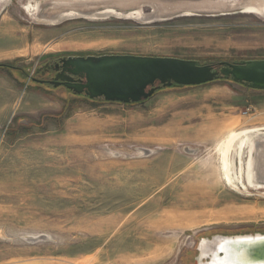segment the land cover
I'll return each mask as SVG.
<instances>
[{
  "label": "rangeland",
  "instance_id": "1",
  "mask_svg": "<svg viewBox=\"0 0 264 264\" xmlns=\"http://www.w3.org/2000/svg\"><path fill=\"white\" fill-rule=\"evenodd\" d=\"M225 1L0 0V264H196L202 239L264 231V176L233 188L223 157L264 128V90L215 79L119 104L39 81L68 56L263 60L264 0Z\"/></svg>",
  "mask_w": 264,
  "mask_h": 264
},
{
  "label": "water",
  "instance_id": "2",
  "mask_svg": "<svg viewBox=\"0 0 264 264\" xmlns=\"http://www.w3.org/2000/svg\"><path fill=\"white\" fill-rule=\"evenodd\" d=\"M219 65L218 70L190 59L132 54L68 56L62 59L61 79L75 94L122 104L145 100L160 86H195L220 76H231L234 83L264 90V59L223 61ZM73 77L79 81L75 82ZM205 240L209 242L207 255H201L200 241L196 264L199 260L211 264H264V233L216 234Z\"/></svg>",
  "mask_w": 264,
  "mask_h": 264
},
{
  "label": "bare ground",
  "instance_id": "3",
  "mask_svg": "<svg viewBox=\"0 0 264 264\" xmlns=\"http://www.w3.org/2000/svg\"><path fill=\"white\" fill-rule=\"evenodd\" d=\"M215 1H219L220 3L226 2L225 0H215ZM92 4L94 3L90 1H85L83 3H79L78 5L90 6ZM194 6L197 9H201L203 7H207V8L216 7V6H211V3H206V2L203 3L199 2ZM113 10H109L106 12L100 11V13L110 14L113 13L112 12ZM190 11H193V9ZM100 13L98 12L97 15ZM63 16L64 15L62 13L59 15H55L53 18L45 16L42 19L46 21H56V20H60ZM245 154H247V158H248L246 161H245L246 159ZM223 157H224V164L226 169L225 176L227 181L233 186V188H237L243 191L248 189L257 190L261 188L262 186L257 178L258 176H262V177L264 176V128H249L246 130L239 131L237 133L236 132L231 133L227 137V140L225 141ZM208 244H209L208 240L203 239L201 241L199 248L201 250L202 256L207 255ZM199 264H211V263H205L203 262V260L201 261L199 260Z\"/></svg>",
  "mask_w": 264,
  "mask_h": 264
},
{
  "label": "flooded vegetation",
  "instance_id": "4",
  "mask_svg": "<svg viewBox=\"0 0 264 264\" xmlns=\"http://www.w3.org/2000/svg\"><path fill=\"white\" fill-rule=\"evenodd\" d=\"M62 68H63L62 59L54 60L51 64L49 63L47 66H45L41 70L43 75L49 74V77L46 78L45 76L43 78H40L39 79L40 83L42 85L45 84V85H53L54 87H63L67 89L68 91H71L70 89H68L66 86L62 84L61 74L62 76L64 75V73L62 72ZM57 75H60V77L58 79H55ZM73 78L75 82L79 81L78 77H73ZM55 83H59V84L55 86Z\"/></svg>",
  "mask_w": 264,
  "mask_h": 264
},
{
  "label": "trees",
  "instance_id": "5",
  "mask_svg": "<svg viewBox=\"0 0 264 264\" xmlns=\"http://www.w3.org/2000/svg\"><path fill=\"white\" fill-rule=\"evenodd\" d=\"M0 67H6V65H4V64H0ZM217 79H223V80H228V81H230V82H234L231 76L228 77V78H225V77L221 76V77H219V78H217ZM214 80H215V79H214ZM207 83H209V82H207ZM204 84H205V83H204ZM237 84H239V85H241V86H243V87H246V88L252 89L249 85H246V84H244V83H237ZM171 87H188V86L172 84ZM162 88H165V87L160 86V87L154 92V94H155L159 89H162ZM99 99L102 100V101H104V102H108V101H105L103 98H97V100H99ZM142 101H143V100H142ZM142 101H140V102H142ZM140 102L129 103V104H136V103H140ZM110 103H111V102H110ZM114 103H118V102H114ZM119 104H122V103H119ZM256 232L264 233V231H254V232H252V233H256ZM246 233H249V232H246ZM250 233H251V232H250ZM232 235H235V234H232ZM196 253H197V251H196Z\"/></svg>",
  "mask_w": 264,
  "mask_h": 264
}]
</instances>
